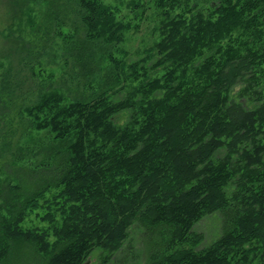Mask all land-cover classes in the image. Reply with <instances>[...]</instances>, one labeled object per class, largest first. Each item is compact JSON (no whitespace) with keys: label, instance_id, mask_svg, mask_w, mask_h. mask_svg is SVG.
<instances>
[{"label":"trees","instance_id":"1","mask_svg":"<svg viewBox=\"0 0 264 264\" xmlns=\"http://www.w3.org/2000/svg\"><path fill=\"white\" fill-rule=\"evenodd\" d=\"M14 1L78 12L88 45L133 27L104 0ZM154 3L150 54L111 56L93 91L24 104L0 84V264H110L135 226L157 233L147 264H264V0ZM31 27L27 50L45 38ZM213 214L204 244L196 225Z\"/></svg>","mask_w":264,"mask_h":264},{"label":"rangeland","instance_id":"2","mask_svg":"<svg viewBox=\"0 0 264 264\" xmlns=\"http://www.w3.org/2000/svg\"><path fill=\"white\" fill-rule=\"evenodd\" d=\"M104 1L117 6L120 17L132 23L133 27L126 31L125 39L121 42L107 44L96 40L92 44H86L87 30L78 12L68 11L65 15L59 11V18V15H53L54 8L51 9L41 1L21 10L14 0H0V84L5 78L7 82L12 79V87L24 100V104L35 102L40 92L55 87L62 89L69 99H76L93 91L106 75L105 72L113 70L111 56H116L118 60H135L150 54L149 47L161 36L160 14L155 0H146L149 7L145 13L141 8L134 7L133 4L137 0ZM136 12L139 15H135ZM31 25H35L36 30L40 25L39 35L45 38L38 47L34 48L31 44L32 47L27 50V39L36 40L30 34L33 28ZM62 32L68 36L61 34ZM72 34L76 35L70 37ZM79 44L88 48H80ZM124 53L127 55L124 56ZM29 58L36 61L29 63ZM6 71L12 76L6 75ZM125 92L127 88L123 95ZM118 95L122 96V91ZM29 138L26 134V144L33 142ZM28 222L42 224L35 214L29 216ZM220 224V216L213 214L196 225V230L205 235L204 244L215 239ZM131 233L123 250L110 264H147L148 244L151 239L156 238V231L145 234L139 226H135ZM23 249L27 253L32 250L28 244H25ZM96 262V257H92L87 264ZM33 264L43 263L37 259Z\"/></svg>","mask_w":264,"mask_h":264},{"label":"flooded vegetation","instance_id":"3","mask_svg":"<svg viewBox=\"0 0 264 264\" xmlns=\"http://www.w3.org/2000/svg\"><path fill=\"white\" fill-rule=\"evenodd\" d=\"M238 88V87H237Z\"/></svg>","mask_w":264,"mask_h":264}]
</instances>
